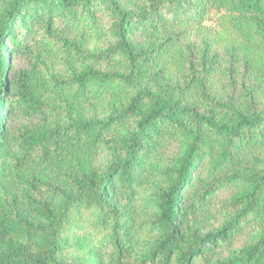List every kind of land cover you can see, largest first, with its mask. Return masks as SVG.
<instances>
[{"label": "trees", "instance_id": "obj_1", "mask_svg": "<svg viewBox=\"0 0 264 264\" xmlns=\"http://www.w3.org/2000/svg\"><path fill=\"white\" fill-rule=\"evenodd\" d=\"M42 12L28 37L34 61L18 73L11 100L39 118L13 142L0 124V264H264V46L252 73L236 46L223 55L217 42L186 39L215 13L264 43V0H8L0 112L4 40L16 21ZM58 19L73 38L52 36ZM174 139L178 154L163 158ZM105 142L120 160L102 168L95 155ZM203 167L224 172L201 190L192 216L225 187L238 189L239 208L186 242L176 208ZM251 222L260 230L242 249L208 262L207 245Z\"/></svg>", "mask_w": 264, "mask_h": 264}, {"label": "rangeland", "instance_id": "obj_2", "mask_svg": "<svg viewBox=\"0 0 264 264\" xmlns=\"http://www.w3.org/2000/svg\"><path fill=\"white\" fill-rule=\"evenodd\" d=\"M7 1L0 0V8L5 6ZM137 9H139L138 4ZM44 21L45 16L43 12L38 17L30 14L23 18L24 24H20L19 20L16 21L13 31L4 40L2 56L4 58L3 61L6 63L4 67H9V88L4 100L5 104L0 112V118H2L0 124L3 123V129L9 142L15 140L14 133L17 134L15 130L18 127L24 126L39 118L38 113H31L25 110L17 101L11 100L16 98L15 79L18 73L21 70L30 68L34 61V53L28 42L29 31L34 27L39 28ZM204 22V26H206L205 30H201L197 35L193 34V31H189L190 33H186V39L201 45L202 42L208 40L213 41V43L217 42L216 48H220L218 50L223 55L225 54L223 50H227L229 45H234L238 48L237 54L239 59L243 63H247L248 66H252L251 72L255 73L259 70L261 62L260 51L262 46H264L263 42L255 38H249L248 40L242 38L236 32H233L231 28L227 27L225 23H221L215 13L207 15ZM52 36L71 39L74 37V31L62 19H58V22L54 23L52 27ZM204 36L205 38H203ZM18 38H20V41H18ZM137 40L142 42L140 34H137ZM196 51H200V49L196 47L193 52L196 53ZM179 150L180 143L177 139H174L162 147V157L173 158L178 154ZM119 160L120 155L116 144L113 142L102 143L95 155L96 163L102 168H106L109 164ZM223 172L218 170L212 174H208L205 171V167L197 168L193 172L188 186L182 192L181 201L176 208V214L181 231L187 239L186 242L190 240L195 230H197V234H204L219 228L239 208V205L232 203L238 189L236 187H225L206 199L205 205L197 208L198 211L195 212L197 215L195 217L192 216V211L196 207V200L201 190L210 181L221 176ZM115 180H118V178L114 177L113 179V182L116 183H114L115 186L112 193H114L116 200H119V184ZM151 185L153 186L152 183ZM260 226L259 223L254 222L243 224L227 240L219 242L216 245H207L205 249L209 255L208 262L211 263L232 257L236 251H239L248 243V240L253 234L259 232ZM193 264L203 263L194 261Z\"/></svg>", "mask_w": 264, "mask_h": 264}]
</instances>
